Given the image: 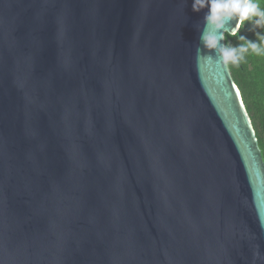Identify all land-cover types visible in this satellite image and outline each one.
I'll return each mask as SVG.
<instances>
[{
	"label": "water",
	"instance_id": "95a60500",
	"mask_svg": "<svg viewBox=\"0 0 264 264\" xmlns=\"http://www.w3.org/2000/svg\"><path fill=\"white\" fill-rule=\"evenodd\" d=\"M206 11L0 0V264H264V160Z\"/></svg>",
	"mask_w": 264,
	"mask_h": 264
},
{
	"label": "clouds",
	"instance_id": "9594fccd",
	"mask_svg": "<svg viewBox=\"0 0 264 264\" xmlns=\"http://www.w3.org/2000/svg\"><path fill=\"white\" fill-rule=\"evenodd\" d=\"M205 9L200 40L208 59L218 57L227 66L239 65L249 54L264 58V0H192L194 12ZM245 22L254 40L239 34ZM227 36L237 37L240 43H226Z\"/></svg>",
	"mask_w": 264,
	"mask_h": 264
},
{
	"label": "trees",
	"instance_id": "16d2710c",
	"mask_svg": "<svg viewBox=\"0 0 264 264\" xmlns=\"http://www.w3.org/2000/svg\"><path fill=\"white\" fill-rule=\"evenodd\" d=\"M239 34L255 39L248 22H245ZM225 42L233 45L240 43L237 37L232 36H227ZM228 66L255 129L264 160V58L249 54L239 65Z\"/></svg>",
	"mask_w": 264,
	"mask_h": 264
}]
</instances>
